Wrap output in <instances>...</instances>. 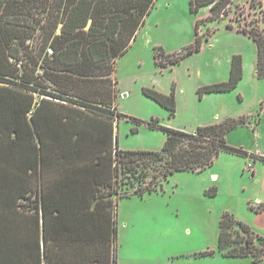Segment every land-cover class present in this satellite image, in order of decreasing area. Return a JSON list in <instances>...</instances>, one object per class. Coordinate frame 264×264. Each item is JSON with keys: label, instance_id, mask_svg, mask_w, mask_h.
<instances>
[{"label": "rangeland", "instance_id": "1", "mask_svg": "<svg viewBox=\"0 0 264 264\" xmlns=\"http://www.w3.org/2000/svg\"><path fill=\"white\" fill-rule=\"evenodd\" d=\"M189 2L155 0L135 38L115 58L118 90L115 103L116 110L123 115L117 123V144L122 150L158 151L166 140L164 131L152 129L146 123L138 124L137 130L132 131L134 124L127 117L144 122L156 117L163 126L193 132L198 126L245 115L244 124L225 134L226 142L264 155V77L256 73L255 42L236 31L237 26L248 30L255 26L264 33V0H231L219 19L212 22L207 19L208 6L191 12ZM197 18L204 19L199 29L202 39L212 31L208 40H203L198 51L179 63L159 68L155 64L157 53L163 51L158 57L165 59V53H181L194 41ZM32 26H14L0 12V71H6L7 64L16 67V61L8 56L7 44L18 45L30 61L34 54L51 52L46 51L48 44H40L42 35L49 34L47 25ZM60 33L58 27L55 34ZM127 34L126 29L122 30L120 39ZM235 54L241 55L243 70L236 87L200 96L197 92L200 86L228 79ZM14 71L15 68L11 72ZM143 87L164 94L173 90L174 114L145 96ZM135 182L131 178L121 187L132 191ZM211 187L216 189L214 196L206 194ZM258 199L264 201V163L258 159L221 151L214 163L201 172H173L156 191L118 199L117 264H256L248 257H224L216 246L218 221L224 211L264 236V211L249 208L250 205L262 208ZM206 249H215V253L201 255Z\"/></svg>", "mask_w": 264, "mask_h": 264}, {"label": "trees", "instance_id": "2", "mask_svg": "<svg viewBox=\"0 0 264 264\" xmlns=\"http://www.w3.org/2000/svg\"><path fill=\"white\" fill-rule=\"evenodd\" d=\"M230 1L190 0L189 10L197 12L200 7L208 6L207 19L212 22L219 19L222 10ZM154 4L155 0H0V12L4 13L10 24L33 25L32 28L47 25L49 34L42 35L40 44L43 46L48 44L46 51L51 50L49 54L45 52L41 56L40 53L34 54L30 61L21 53L18 45H6L10 49L8 56L16 61L14 67L16 71L12 73L13 65L8 64L5 67L6 71H0V125L1 108L8 99H15L16 91L22 90L38 92L41 99L62 100L90 108L110 121L123 116L119 111L107 108L112 106L111 100L114 95L100 94L94 98L92 92H87L83 87L87 79L93 80L92 83L95 85L98 77L108 76L114 71L115 58L135 38L137 28L143 24L145 16L150 13ZM203 20V18L195 20L194 41L185 51L178 54L165 53V59L163 56L158 57L164 53L161 51L156 54L155 64L159 68L175 65L185 56L198 51L203 40H208V36L212 34L211 31L204 39L201 38L199 29L204 25ZM58 27L60 35L55 34ZM85 27L87 29H84ZM227 27L233 28L229 24ZM124 29L128 34L120 39ZM236 31L247 35L255 42L256 73L259 77H264V33L255 26L249 30L237 26ZM35 59L37 61H34ZM38 68H42V71H38ZM242 74V57L235 54L231 59L228 79L200 86L197 92L201 96L205 93L233 90ZM104 89L106 90V86ZM142 93L170 114H174L176 100L173 90L169 94H164L154 88L143 87ZM127 119L134 124L132 131H136V126L141 123H146L152 129L164 131L167 135L162 148L158 151L122 150L118 148L116 138L110 135V147L97 157L94 165L97 171L102 172V177L98 178L97 183L101 188L97 193V200L92 207L88 205L77 209L72 218L64 217L63 214L57 217L53 215L55 205H48L44 200L43 204L38 205L36 202L33 203L29 196L23 195L21 198L25 201L17 204V207L19 211L29 214L21 231L27 232V236L19 237L18 242L27 250L23 253L0 251V264H41L40 247L44 245L45 249L49 230L80 228L92 230L90 234L95 232L86 238L90 251L86 264H117L116 207L119 198L132 194L142 196L144 193L156 191L161 182L176 171L201 172L214 163L221 151L253 160L258 159L264 163L263 154L251 153L226 142L225 134L236 125L244 124L247 120L245 115L222 123L198 126L193 132L163 126L156 117L147 122L136 117ZM131 178L136 180L135 188L132 191L122 188V184ZM0 194L3 195L1 191ZM206 194L214 196L215 187L208 189ZM249 208L261 212L264 205L262 208L250 205ZM4 222L0 219V244L16 243V237L11 239L7 236V226ZM14 222L20 225L19 220ZM8 228L15 230V225L11 224ZM69 239L80 238L69 236L67 240ZM77 242L79 244V241ZM216 248L224 257H248L253 263L264 264V236L254 232L249 225L237 220L228 211L222 212L218 221ZM43 253L46 254V251ZM214 253L215 249H206L200 254L211 256Z\"/></svg>", "mask_w": 264, "mask_h": 264}, {"label": "crops", "instance_id": "3", "mask_svg": "<svg viewBox=\"0 0 264 264\" xmlns=\"http://www.w3.org/2000/svg\"><path fill=\"white\" fill-rule=\"evenodd\" d=\"M114 73L98 77L95 85L87 79L83 88L92 92L94 98L100 94L114 95L112 106L107 108L117 111ZM118 119L110 121L90 108L41 99L38 92L26 90L16 91L15 99L6 101L1 108L0 125V191L3 194H0V219L6 223L7 236L16 237L17 242L0 244L1 252L27 250L18 242L19 237L27 236V232L21 231L29 214L17 207L25 201L21 198L23 195L38 205L43 200L55 205L53 215L57 217L63 214L72 218L80 207L94 205L101 190L98 178L102 177L94 165L97 157L110 147V135L116 138ZM258 200L264 205L262 199ZM31 215L33 218V212ZM17 220L20 225L14 222ZM11 224L15 230L8 228ZM91 232L81 228L49 230L45 249L44 245L40 247L41 264H86L90 252L86 238L95 234ZM69 236L80 239L67 240Z\"/></svg>", "mask_w": 264, "mask_h": 264}]
</instances>
